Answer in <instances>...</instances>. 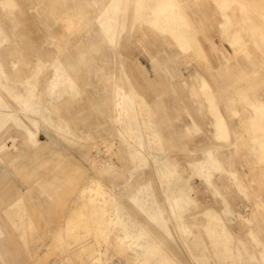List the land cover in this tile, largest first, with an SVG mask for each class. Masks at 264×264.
Wrapping results in <instances>:
<instances>
[{
  "label": "rangeland",
  "instance_id": "1",
  "mask_svg": "<svg viewBox=\"0 0 264 264\" xmlns=\"http://www.w3.org/2000/svg\"><path fill=\"white\" fill-rule=\"evenodd\" d=\"M36 1L39 3L38 5ZM44 1L49 5L45 6L46 2ZM64 1L68 0H35V3H33L34 0H1L0 2L2 4L0 5V61L5 64L4 68L8 76L3 78L6 94H4V90H0V93L13 103L15 100L13 101L9 98L10 96H7L9 95L7 91L15 95L17 91L19 93L26 92L32 86L36 96H40L43 100L41 102L47 104L44 88L46 79L57 64L59 65L58 70L53 72L58 73L62 69L66 70L65 78L71 82L67 90L60 88L53 90V93L66 91L67 94L64 97L48 103L49 109L52 110H50V115L55 117V120L57 118L58 123L65 125L67 123V127L71 128V131L66 129L68 134L62 135L66 140L52 135L50 132L53 131V127L49 123H44L43 120L39 125L37 124L36 129L40 148L39 145L34 144L35 142L26 143L22 139V133L17 129H8L0 134V158L3 160L0 161V210H8L7 215L0 214L2 228L0 230V264H90L89 255L77 254L78 244L75 235H79V232L85 234L84 229L80 226L81 230L78 233L75 231L69 233L64 228V223L72 216V209H84L79 216L82 220H90V212H92L95 217L99 218L93 220H103L108 226L110 224L108 227L110 235L108 234L109 238L107 236V243L97 242L93 244L97 250V252L95 250V253L98 254L97 260L99 261L101 257V264H143L142 260L146 254L144 256L142 254L146 251L144 252L141 247L134 243L135 238L133 237L143 232L142 226L146 228L144 233L146 231L147 233L140 241L148 238L147 240L153 244L147 250L149 253L146 252L147 256L150 254L151 259L148 257L149 261L145 264L155 262L157 252L159 253L157 251L159 241L163 246L162 251L164 250L161 253H166L163 261L165 264H234V262L235 264H264V252L262 253L264 249V159L260 151V148L264 146V118H256L252 113V107L264 106V0H244L245 4H240V0H229V2L237 1L238 3L235 2V4L234 2L229 4L226 0H175L174 6H172L173 4L163 5L164 0H147L149 3L143 0V4H140L143 6L138 7V10L135 8L133 0H126L125 11L121 13V17L123 14L126 16V18L122 17L124 20L122 30H125L122 31L123 34L120 37L113 35L114 38L107 35L104 28L95 21L99 8L106 0H69L67 3ZM218 1H221L219 3L221 8L220 5L218 6ZM42 2L45 7L38 8ZM146 2L147 6H150L146 7ZM151 2L152 4H150ZM170 3H174V1L172 0ZM51 4H56L57 7L53 5L51 8ZM68 5L70 9L67 8ZM151 6L155 8L153 9ZM164 6L166 7L164 8ZM240 7L243 9H241L242 12L239 11ZM54 8H57L56 11ZM157 8L166 14L169 11L170 17L164 19L162 17V19L158 18V22L154 21L150 16L151 12ZM52 9L53 11H51ZM135 9L143 17L141 22V16ZM50 11L54 13V16L56 15V19ZM177 12H180V15L183 14L182 19H178L179 14ZM66 18L70 19L71 22ZM145 18H148L149 21L144 22ZM49 20L54 21V23ZM171 20L173 22H170ZM132 21L135 24H132ZM165 21H169L168 24ZM186 23L188 26H185ZM70 24L71 26H69ZM169 24L175 30L170 29ZM74 25L75 27H73ZM157 25L160 27L158 28ZM168 26L169 28H167ZM69 28L72 32L68 30ZM176 29L185 30L181 31L185 33L186 37L183 49L178 48L180 44L176 38L179 31L177 32ZM261 32L263 35H260ZM235 33L237 34L235 35ZM238 35H241L239 39ZM251 41L253 44L250 43ZM89 43L91 44L90 48ZM254 43L257 45L255 46ZM80 44L81 47L84 46V49L80 47ZM112 46L116 50L112 49ZM85 49L87 51H84ZM78 54H81V57ZM117 59L121 60L120 63L124 59L123 63L120 64ZM11 60L15 62V69L9 68L7 62ZM91 73L93 75H90ZM196 74L199 75L200 79L204 78L208 85L201 84L200 79L197 80ZM109 78L114 79L112 80L113 83ZM11 80L20 81L21 87L9 90V86L12 84ZM126 80L129 83H126ZM116 85H121L125 91H134L137 97L139 96L138 98L135 96L131 102L134 103V107L137 105V111L135 107L136 113L139 110L137 114L140 115L137 116L136 114L134 123L138 124L143 139H145L144 150L142 152L138 150L140 151L139 154L135 153L134 150L135 148L139 149L138 143H135V139H130L134 133L131 130L120 131L117 124L120 122H116L112 118L111 104L113 105L114 101L112 100L113 93H110L109 90L113 91ZM112 86L114 88H111ZM203 87L208 90L206 91ZM201 89L204 91L202 90V92ZM205 91L206 93H204ZM201 94H207L206 96L213 97V99L211 100V98ZM108 98L110 99L108 100ZM213 101L217 104L229 126V132L226 136H220L214 132L215 111L214 108L212 109ZM16 103V101L13 103L15 104L14 108H16L17 114L24 119ZM146 108L148 109L145 110ZM208 109H211L213 113L207 111ZM145 112L147 113L145 114ZM149 114L151 117L153 116L150 117L151 119ZM36 115L39 117V114ZM143 117L144 119L147 118L148 121L144 120ZM140 119L143 122H140ZM124 120L121 122L125 123ZM186 126L190 127L187 130L188 134L185 132ZM156 129H159L158 133L154 132ZM173 131L176 132V136L172 134ZM151 135L155 136L152 137ZM67 139H71V141L69 140V142ZM133 142L135 145L132 144ZM160 143H168L170 146L167 144L166 148L164 146L166 144L162 146ZM208 148L219 158L227 157L229 160V163L219 160L220 169L211 172L210 182L206 181L204 176L196 174L197 171L190 169L187 164V160L199 157L201 150ZM242 150H247L251 154V164L254 168V171L248 173L247 182L243 181L235 172L236 169L232 160ZM125 151L129 156L126 155ZM159 151L160 154L163 151L164 159H167L168 162L169 159L172 161V165L169 162L170 167L174 164L178 172L188 177V184L191 188L189 195L196 202V205H186L182 214L184 220L192 225L191 229L194 234L192 239L189 237V232L187 236L186 233L177 229L179 223L178 210L173 207L172 203L170 205L168 199L169 191L167 190H169L170 185L164 178L162 179L161 175L159 176L158 168H154L158 167L155 164L157 159L155 153H159ZM150 155L152 156L150 157ZM241 158L244 159L246 156L242 155ZM131 160L135 162L132 164ZM189 170L192 171L191 175ZM229 170L234 173H229ZM233 174L234 176H232ZM236 174L238 176H235ZM145 178L147 179L145 180ZM2 179L8 181V186L1 185ZM234 179L238 182L240 180V185ZM98 181H100L101 187ZM169 181L171 185L174 183V180L169 179ZM212 186L216 187L221 195L216 194ZM16 187L22 190L17 193L14 190ZM102 188L105 189L104 191H113L115 193L114 199L123 205L124 212L131 213V215L117 216L114 214L112 208L116 206L117 202L114 203L115 200H111L107 193H96L97 190L102 191ZM135 190H139V193ZM17 194L23 197L17 199L19 203L8 204L15 199ZM221 196L228 200L226 201L228 204L230 203V208H232V213L229 214V217H223V220L230 228L232 240H234L230 248L241 250L240 259H234L235 261L229 260L227 257L228 250L224 249L227 246V241L231 240L230 233H224L221 227L216 238L212 236L213 240L216 239L214 246L213 242L210 241L211 235L207 234L208 231L204 228L207 215L206 208L211 207L219 210L224 205ZM73 197L74 199H72ZM98 198L101 199L99 202ZM236 198L241 202L236 203ZM156 200L160 202L155 204ZM167 201L169 202L167 203ZM99 203L101 207L105 205L104 207L107 206V208L100 212L93 211L99 209ZM156 205H162V216L166 217V223L175 236V242L166 237L167 234L164 230H160L161 227L158 226L160 219L155 217L154 212H150L154 207L157 208ZM170 210H174V212H170ZM169 212L170 214H168ZM173 216L176 220L173 219ZM245 223L248 225L246 226ZM127 227H129L128 230ZM172 227L174 229H171ZM58 228L62 229L59 230ZM113 230H116V233ZM130 233L131 235L128 236ZM94 237V232L90 231L86 240L91 239L93 241ZM123 241H125L124 244ZM120 242L124 246H120ZM51 243L59 248L55 249ZM208 243L211 247L208 246ZM49 244L52 246V251H50ZM127 244L131 247L135 245L136 251ZM45 248H49V251ZM132 251L135 253L133 254ZM152 254L153 256L155 254L156 258ZM261 254L263 255L261 256ZM58 256L62 260L57 258ZM247 256L250 258L248 259ZM253 256L254 258H252ZM167 261L171 263H166Z\"/></svg>",
  "mask_w": 264,
  "mask_h": 264
},
{
  "label": "bare ground",
  "instance_id": "2",
  "mask_svg": "<svg viewBox=\"0 0 264 264\" xmlns=\"http://www.w3.org/2000/svg\"><path fill=\"white\" fill-rule=\"evenodd\" d=\"M10 1H12V0H10ZM24 1H26V0H24ZM30 1V0H29ZM32 1V0H31ZM69 1V0H68ZM68 1H64L65 3H67ZM84 1V0H83ZM100 1V0H99ZM126 0H106L102 5H101V7L99 8V11H98V14L96 15V22L99 24V26H101L102 28H104V31H105V33L107 34V35H111V37L114 35V37L116 36H118V37H120V35L121 34H123L122 33V31H124V30H122L123 28V23H124V20H123V18L122 17H125L126 18V16H123L122 15V17H121V13H122V11H125V7H126V2H125ZM130 1V0H129ZM142 1L143 0H133V4H134V6H135V8L138 10V7H142V6H140V4L142 3ZM147 1V0H146ZM172 1V0H171ZM170 0H164L163 2H164V4L163 5H166V4H173L172 6H174L175 5V0H173L174 1V3H170L171 2ZM215 1V0H214ZM221 1H224V0H221ZM220 1V2H221ZM226 1H228V3L230 4V2L232 1H230L229 2V0H226ZM225 1V2H226ZM0 2H1V0H0ZM2 2H4V1H2ZM6 2H8V1H6ZM37 2V1H36ZM44 2H46V1H44ZM148 2V1H147ZM147 2L145 3L146 4V7H148V6H150V5H148L147 6ZM160 2V1H159ZM217 2V1H216ZM219 1H218V6L220 5L219 3H220ZM234 2V1H233ZM233 2H231V3H233ZM235 2H237V1H235ZM235 2H234V4H235ZM257 2V1H256ZM33 3H35V0H34V2ZM51 3V2H50ZM82 3V2H81ZM84 3V2H83ZM86 4H87V2H85ZM89 3V2H88ZM149 3V2H148ZM227 3V4H228ZM238 3V2H237ZM236 3V4H237ZM245 4V2H244V0H240V4ZM12 4V3H11ZM39 3L37 2V5H38ZM44 3L42 2V5L41 6H38V8L39 7H42V6H44L43 5ZM47 4L49 5V3H47L46 2V4H45V6H47ZM92 4V3H91ZM143 4V3H142ZM150 4H152V2L150 3ZM221 4H223V3H221ZM240 4H237V5H240ZM0 5H2V4H0ZM5 5H6V3H5ZM34 5V4H33ZM54 5V4H53ZM52 4L50 5L51 6V8H52V6H53ZM66 5V4H65ZM70 5V4H69ZM68 5V7L67 8H69L70 6ZM160 5V4H159ZM8 6V5H7ZM7 6H6V8H7ZM44 6V7H45ZM55 7H57L56 6V4L54 5ZM91 6V5H90ZM133 6V7H134ZM158 6V5H157ZM171 6V7H172ZM244 6V5H243ZM5 7V6H4ZM66 7V6H65ZM72 7V6H71ZM74 7V6H73ZM94 7H95V5H94ZM145 7V6H144ZM145 7V8H146ZM152 7V6H151ZM150 7V8H151ZM160 7V6H159ZM166 6H164V8H165ZM169 7H170V5H169ZM239 7V6H238ZM245 7V6H244ZM6 8H3V9H6ZM47 8V7H46ZM48 8H50V7H48ZM47 8V9H48ZM50 8V9H51ZM59 8V7H58ZM76 8H78V7H76ZM76 8H75V10H76ZM153 9L155 8V7H152ZM163 8V9H164ZM172 8H174V7H172ZM220 8H221V5H220ZM224 8V7H223ZM55 9V8H54ZM57 9V8H56ZM56 9L54 10V11H56ZM70 9V8H69ZM135 9V11L137 12V10ZM152 9V10H153ZM171 9V8H170ZM225 9V8H224ZM242 8L240 7V10L239 11H241L242 12V10H241ZM43 10V9H42ZM59 10V9H58ZM79 10V9H78ZM147 10V9H146ZM150 10V9H149ZM151 10V11H152ZM166 10V9H165ZM177 10L179 11V9L177 8ZM176 10V11H177ZM44 11H47V10H44ZM51 11H53V9L51 10ZM51 11H50V13H51ZM87 11V10H86ZM135 11H133L134 13H135ZM143 11V10H142ZM151 11H148V12H151ZM175 11V10H174ZM245 11V10H244ZM4 12V11H3ZM8 12V11H7ZM43 12V11H42ZM48 12H49V10H48ZM47 12V13H48ZM58 12H60V11H58ZM78 12V11H77ZM82 12V11H81ZM84 12V11H83ZM82 12V13H83ZM47 13H45V14H47ZM49 13V16L51 17V19H52V16H51V14H53V16H54V13L52 12L51 14ZM62 13V12H61ZM81 13V14H82ZM87 13V12H86ZM137 13H139V12H137ZM171 13H172V11H171ZM178 13V12H177ZM176 13V14H177ZM60 14V13H59ZM173 14H175V13H173ZM179 14V17H178V19H182L183 18V14L182 15H180L181 13L179 12L178 13ZM242 14V13H241ZM244 14V13H243ZM61 15V14H60ZM64 15V14H63ZM139 15H140V13H139ZM46 16V15H45ZM48 16V15H47ZM68 16V15H67ZM69 16H70V14H69ZM72 16V15H71ZM85 16H87V15H85ZM133 16V15H132ZM141 16V15H140ZM171 16H172V14H171ZM55 17V19L57 18L56 17V15L54 16ZM63 17V16H62ZM73 17V16H72ZM135 17V16H134ZM133 17V18H134ZM147 17H148V15H147ZM154 21H156V22H158V18H160V19H162V17H163V19L165 18V17H167V18H169L170 16H169V11H168V14H166V13H164V12H160V10L157 8V9H155V10H153L152 12H151V16H150ZM173 17V16H172ZM175 17V16H174ZM8 18H10V17H8ZM48 18V17H47ZM46 18V19H47ZM65 18V17H64ZM120 18H122V20L120 21ZM124 18V19H125ZM136 18H137V16H136ZM141 19H140V22H141V20L143 19V17L141 16L140 17ZM55 19H53V20H55ZM67 19V18H66ZM75 19H76V17H75ZM78 19V18H77ZM159 19V20H160ZM174 19V18H173ZM177 19V18H176ZM67 20H69V22H71L70 21V19H67ZM86 20V19H85ZM134 20V19H133ZM136 20V19H135ZM137 20H139V19H137ZM167 20V19H166ZM50 22H52V23H54V21H52V20H49ZM56 21V20H55ZM77 21V20H76ZM146 21H149L148 20V18L146 19L145 18V21L144 22H146ZM153 21V22H154ZM174 21H175V19H174ZM78 22V21H77ZM76 22V23H77ZM92 22H94V21H92ZM133 23L132 24H135L134 23V21H132ZM143 22V21H142ZM151 22V21H150ZM165 22H167V21H165ZM169 22V21H168ZM168 22H167V24H168ZM170 22H173L172 20L170 21ZM185 22V21H184ZM79 23V22H78ZM126 23V22H125ZM152 23V22H151ZM164 23V22H163ZM179 23H181V22H179ZM56 24V23H55ZM101 24V25H100ZM128 24H129V22H128ZM131 24V25H132ZM137 24V23H136ZM143 24V23H142ZM145 24V23H144ZM143 24V25H144ZM153 24V23H152ZM157 24V23H156ZM166 24V25H167ZM172 24H174V23H172ZM177 24V23H176ZM175 24V25H176ZM183 24V23H182ZM4 25V24H3ZM76 25V24H75ZM75 25L73 26V27H75ZM116 25V26H115ZM138 25V24H137ZM170 25V24H169ZM187 25V23L185 24V26ZM69 26H71V24L69 25ZM78 26H80V25H78ZM115 26V27H114ZM132 26H134V25H132ZM131 26V27H132ZM151 26V25H150ZM150 26H148V27H150ZM158 26V25H157ZM160 26H161V24H160ZM160 26H158V28L160 27ZM172 26H174V25H172ZM188 26V25H187ZM76 27H77V25H76ZM117 27V28H116ZM121 27V28H120ZM175 27V26H174ZM176 27H177V25H176ZM183 27H184V25H183ZM133 28V27H132ZM151 28V27H150ZM157 28V29H158ZM167 28H169V26L167 27ZM172 27H171V25H170V29H171ZM1 29H3V28H1ZM72 29V28H71ZM97 29H99V28H97ZM156 29V30H157ZM162 29V28H161ZM173 29V28H172ZM177 29H180V28H177ZM176 29V30H177ZM68 30H70V28L68 29ZM132 30V29H131ZM155 30V29H154ZM167 30H169V29H167ZM173 30H175V29H173ZM184 30V29H183ZM183 30H181V31H183ZM234 30V29H233ZM237 30V28L235 29V31ZM239 30V29H238ZM2 31V30H1ZM71 31V30H70ZM158 31H159V29H158ZM169 31H171V30H169ZM168 31V32H169ZM179 30H177V32H178ZM181 31H179V34L177 33V35H178V37L176 38L177 39V42H178V44H180L179 46H178V48H184V45H185V43H186V37H185V33L184 32H181ZM185 31V30H184ZM235 31H232V32H235ZM72 32V31H71ZM87 32V31H86ZM156 32V31H155ZM162 32H164V31H162ZM166 32V31H165ZM173 32H175V31H173ZM181 32V33H180ZM101 33H102V31H101ZM159 33V32H158ZM161 33V32H160ZM171 33V32H170ZM170 33H169V35H170ZM176 33V32H175ZM175 33H173V35L175 34ZM262 33V32H261ZM69 34V33H68ZM163 34V33H162ZM237 33H235V35H236ZM244 34V33H243ZM4 35V34H3ZM6 35V34H5ZM129 35V34H128ZM167 35V34H166ZM230 35H232V34H230ZM260 35H263V33L262 34H260ZM259 35V36H260ZM1 36V35H0ZM60 36V35H59ZM63 36V35H62ZM89 36V35H88ZM103 36V35H102ZM172 36V35H171ZM175 36V35H174ZM174 36H172V37H174ZM239 36H241V35H238L237 37H238V39H239ZM243 36V35H242ZM264 36V35H263ZM3 37V36H2ZM57 37H58V35H57ZM65 37V36H64ZM92 37V36H91ZM105 37V36H104ZM108 37V36H107ZM114 37H112V38H114ZM170 37V36H169ZM231 37V36H230ZM232 37H233V35H232ZM261 37V36H260ZM59 38H61V36L59 37ZM89 39H90V36L88 37ZM171 38V37H170ZM262 38V37H261ZM7 39V38H6ZM84 39H85V37H84ZM106 39V38H105ZM110 39V38H109ZM108 39V40H109ZM232 39V38H231ZM242 39H244V38H242ZM246 39V38H245ZM173 40H174V38H173ZM172 40V41H173ZM8 41V40H7ZM87 41V40H86ZM90 41V40H89ZM109 41H111V40H109ZM176 41V40H175ZM254 41V40H253ZM256 41V40H255ZM2 42H4L3 40H2ZM85 42V41H84ZM0 43H1V41H0ZM79 43H81V42H79ZM87 43H88V41H87ZM111 43V42H110ZM173 43H175L174 41H173ZM245 43V42H244ZM247 43V42H246ZM250 43H252V41L250 42ZM261 43H263L262 41H261ZM90 44V43H89ZM98 44V43H97ZM106 44V43H105ZM176 45H177V43H175ZM241 44V43H240ZM253 44V43H252ZM255 44V43H254ZM264 44V43H263ZM262 44V45H263ZM79 45V44H78ZM87 45V44H86ZM100 45V44H99ZM112 45V44H111ZM230 45V44H229ZM239 45V44H238ZM257 45V43L255 44V46ZM88 46V45H87ZM90 46H91V44L89 45V48H90ZM80 47H81V44H80ZM84 47V46H83ZM83 47H81V48H83ZM100 47V46H99ZM113 47V46H112ZM111 47V48H112ZM78 48V47H77ZM86 48V47H85ZM233 48V47H232ZM84 49V48H83ZM87 49V48H86ZM84 50V51H87V50ZM112 49H114V47L112 48ZM185 49H186V47H185ZM185 49H184V51H185ZM256 49V48H255ZM114 50H116V49H114ZM78 53V52H77ZM82 53V52H81ZM117 53V52H116ZM113 55H114V51H113ZM78 56H80L81 57V54H78ZM117 57V56H116ZM120 57V56H119ZM111 58H113V57H111ZM123 58V57H122ZM120 59V58H119ZM119 59H117V61L119 60ZM124 60V59H123ZM123 60H122V63H123ZM86 62V61H85ZM99 62V61H98ZM121 62V60H119V63ZM88 63V62H87ZM122 63H120V64H122ZM9 67H10V69H13L14 68V66H15V62L13 61V60H11V61H9ZM111 64H113V63H111ZM121 66V65H120ZM119 66V67H120ZM57 67H59V65L57 64L56 66H55V68H53V70H52V72H51V74H50V77L47 79V81H46V86L44 87L45 88V97H46V102H54V101H56L57 99H59L60 97H64L66 94H67V92L66 91H60L59 93H53L54 91V89H56V88H60V89H64V90H67L69 87H70V85H71V82L69 81V79L68 78H65V73H66V70H64V69H62L61 71H58V73H55V72H57V70H58V68ZM99 67V66H98ZM100 68V67H99ZM99 68H97V69H99ZM113 68V67H112ZM15 69V68H14ZM33 70H35V69H33ZM90 70V69H89ZM101 70V69H100ZM121 70H123V69H121ZM53 71H55V72H53ZM113 71V70H112ZM37 72V71H36ZM102 72V71H101ZM6 73H7V71L5 70V68H4V63H2L1 61H0V90H4L5 91V93L4 94H6V90H5V84H4V80H3V78L4 77H6L7 75H6ZM9 73V72H8ZM53 73H55V74H53ZM13 74V73H12ZM53 74V75H52ZM97 74H98V71H97ZM101 74H103V73H101ZM90 75H93L92 73L90 74ZM197 75V74H196ZM31 76V75H30ZM111 76H112V74H111ZM110 76V77H111ZM8 77V76H7ZM106 77V76H105ZM113 77V76H112ZM98 78V77H97ZM196 78H197V80H198V78L200 79V77H199V75H197L196 76ZM9 79V78H8ZM11 79V78H10ZM14 79V78H13ZM24 79V78H23ZM99 79V78H98ZM98 79H96L97 81H98ZM109 79H111V78H109ZM126 79V78H125ZM25 80H27V79H25ZM32 80H34V79H32ZM102 80H104V79H102ZM107 80H108V77H107ZM112 80H114L113 78L111 79V81ZM170 80V79H169ZM195 80V79H194ZM7 81V80H6ZM12 81V80H11ZM36 82V81H35ZM107 82V81H106ZM199 82L201 83V84H205V85H208L207 83H206V81H205V79H200L199 80ZM12 84L9 86V90H11V88H16V89H18V87H21L20 86V81L19 82H17V81H12L11 82ZM96 83H98V82H96ZM102 83L104 84V82L102 81ZM101 83V84H102ZM112 83H113V81H112ZM115 83V82H114ZM126 83H129L127 80H126ZM22 84V83H21ZM114 85V84H113ZM98 86H100V85H98ZM105 86V85H104ZM111 86V85H110ZM148 86V85H147ZM23 87V86H22ZM109 87V86H108ZM26 88V87H25ZM111 88H114V86H112ZM202 88V87H201ZM204 88V87H203ZM22 89V88H21ZM24 89V88H23ZM28 89V88H27ZM59 89V90H60ZM101 89V88H100ZM108 89V88H107ZM129 89V88H128ZM127 89V90H128ZM131 89V88H130ZM204 89H206V91L208 90L207 88H204ZM34 87H32L31 86V88L29 87V90L28 91H26V92H20L19 93V91H17L16 93H15V95H13V94H11L10 93V91H9V93H8V91H7V94H9V95H7V96H10L9 98L12 100L13 99V101L15 100L17 103H16V105H18V110H20V112L22 113V115H23V117H25V120L28 122V124L26 123V121L24 120V119H22L18 114H17V112H16V108H14L15 106V104H13V103H15V101L13 102V103H11L9 100H7L1 93H0V134L2 133V132H4V131H6V130H8V129H17L19 132H21L22 133V139H24V141L26 142V143H29V142H35L36 141V129H37V126L39 125V123L41 122V120H43L44 121V123L46 122L47 124L49 123V124H51V127H53V132L58 136V137H60L62 140L64 139V135H66V134H68V133H66V129H70V128H68L67 127V125H64V124H61V123H58V120H57V118H56V120L54 119L55 117H52L51 115H50V110L51 109H49L50 107H48V103L47 104H44V103H42L41 101H43V100H41V98H40V96H36V92H34ZM102 90V89H101ZM111 90V89H110ZM109 90V92L111 93H113V97H112V100L114 101V104L112 105L111 104V109H112V111H113V114H112V118L114 119V121H119L120 122V124L119 123H117L118 125H119V129H120V131H123V130H131L132 131V133H134V134H132V135H134L133 137L132 136H130L131 138V140H132V138L133 139H135L134 141H136L135 143H138V147H139V149L138 148H135L134 150H135V153H138L139 154V152L141 151L142 152V150H144V140L145 139H143V136H142V132H141V129L139 128V126H138V124L136 123H134V121H135V117H136V114L137 113H139V110H138V112L136 113V111H137V105L135 106L136 107V111H135V107H134V103H131L132 101H133V99H134V97L136 96L137 97V95H136V93L134 92V91H125L124 90V88L121 86V85H116V87L114 88V92L113 91H110ZM203 89H201V91H202ZM107 91V90H106ZM204 91V90H203ZM202 91V92H203ZM206 91L204 92V93H206ZM12 92H14V91H12ZM109 92H107V93H109ZM100 93H102L101 91H100ZM203 93V94H204ZM210 93V92H209ZM208 93V94H209ZM203 94H201L202 96H206V95H203ZM102 95V94H101ZM210 96H211V93L209 94ZM139 97V96H138ZM137 97V98H138ZM206 97H209V96H206ZM136 98V99H137ZM158 98H159V96H158ZM209 98H211V100L213 99V97H209ZM208 98V99H209ZM110 98H108V100H109ZM107 100V101H108ZM134 101H136V100H134ZM206 101V100H205ZM209 101H210V99H209ZM45 102V103H46ZM109 103H111L110 101H108ZM138 102H139V99H138ZM56 103V102H55ZM54 103V104H55ZM140 103V102H139ZM138 103V104H139ZM210 103V102H209ZM213 103H214V105L212 104V109L214 108V111H215V119H214V132L217 134V135H224V136H226V135H228V127L226 126L227 124L225 123V120H224V118H223V116H222V114L220 113V111H219V109H218V107H217V104L215 103V101H213ZM51 104H53V103H51ZM255 104V103H254ZM149 105V104H148ZM106 106V105H105ZM110 106V105H109ZM214 106V107H213ZM253 106V105H252ZM254 106H256V104L254 105ZM258 106V105H257ZM141 107H142V105H141ZM208 107H209V105H208ZM207 107V108H208ZM250 107V106H249ZM140 108V107H139ZM149 108V107H148ZM148 108H146L145 110H147ZM210 108V107H209ZM253 108V111H252V113L256 116V118H264V106H258L257 108L256 107H252ZM252 108H250V109H252ZM110 109V108H109ZM109 109H108V111H109ZM140 109H142V108H140ZM52 111V110H51ZM149 111V110H148ZM207 111H211V109L209 110H207ZM111 112V111H110ZM109 112V113H110ZM208 112V113H209ZM212 112V111H211ZM147 112H145V114H146ZM150 113V112H149ZM213 113V112H212ZM251 113V114H252ZM36 114H39V117L36 115ZM151 114V113H150ZM150 114H149V118L151 117L150 116ZM153 114V113H152ZM138 115H140V114H137V116ZM254 115H253V117H254ZM55 116H57V115H55ZM58 117V116H57ZM153 117V116H152ZM151 117V118H152ZM252 117V118H253ZM126 118V120H124ZM141 118V117H140ZM150 118V119H151ZM162 118V117H161ZM143 119H144V117H143ZM154 119V118H153ZM259 119V120H260ZM125 121V123L123 122H121V121ZM141 121L140 122H143V120L142 119H140ZM144 120H147V118L146 119H144ZM158 120V119H157ZM156 120V121H157ZM167 120V119H166ZM252 120H254V118L252 119ZM252 120H251V123H252ZM148 121V120H147ZM162 121V120H161ZM163 121H164V119H163ZM169 121V120H168ZM113 122V121H112ZM153 122V121H152ZM158 122V121H157ZM167 122V121H166ZM255 122V121H254ZM261 122V121H260ZM150 123H151V121H150ZM154 123H156L155 121H154ZM159 123V122H158ZM157 123V124H158ZM164 123V122H163ZM168 123V122H167ZM173 123V122H172ZM38 124V125H37ZM46 124V125H47ZM144 124V123H143ZM147 125V124H146ZM149 125V124H148ZM147 125V126H148ZM156 125V124H155ZM154 125V126H155ZM159 125V124H158ZM158 125H157V127H158ZM48 126V125H47ZM154 126H152V127H154ZM160 126H161V124H160ZM164 126V125H163ZM162 126V127H163ZM255 126V125H254ZM151 127V126H150ZM117 128V129H118ZM156 128V127H155ZM47 129V128H46ZM52 129V128H51ZM148 129H150V128H148ZM190 129V127H187L186 126V128H185V132H187V130H189ZM48 130V129H47ZM159 129H156V130H154V132L155 133H158L159 131H158ZM169 130H171V129H169ZM119 131V132H120ZM130 131V132H131ZM145 131H147V130H145ZM152 131H153V129H152ZM153 132V133H154ZM199 132V131H198ZM148 133H149V131H148ZM175 131H173V135H175ZM179 133V132H178ZM190 133V132H189ZM145 134V133H144ZM187 134H188V132H187ZM63 135V136H62ZM145 135H148V134H145ZM169 135H171V134H169ZM190 135H191V133H190ZM194 135V134H193ZM214 135V134H213ZM152 137H154L153 135H151ZM176 136V135H175ZM157 137V136H156ZM188 137H189V135H188ZM219 137V136H218ZM159 138V137H158ZM174 138V137H173ZM177 138V137H176ZM227 138V137H226ZM225 138V139H226ZM128 139V138H127ZM129 139V140H130ZM147 139V138H146ZM152 139V138H151ZM150 139V140H151ZM163 139V138H162ZM182 139V138H181ZM221 139V138H220ZM220 139L218 140V141H220ZM64 140H66V139H64ZM68 141L70 140L71 141V139H67ZM130 140V141H131ZM159 140H161V139H159ZM169 140V139H168ZM174 140V139H173ZM221 140H223V139H221ZM69 141V142H70ZM153 141V140H152ZM167 141V140H166ZM165 141V142H166ZM172 141V140H171ZM177 141V140H176ZM180 141V140H179ZM126 142V141H125ZM146 142H148V141H146ZM150 142V141H149ZM155 142V141H154ZM153 142V143H154ZM163 142V141H162ZM178 142V141H177ZM67 143V142H66ZM158 143V142H157ZM67 144H69V143H67ZM132 144H134V142L132 143ZM162 146H163V144H166V143H160ZM168 144V143H167ZM167 144L166 145H164L165 147L167 146ZM135 145V144H134ZM147 145V144H146ZM157 145V144H156ZM155 145V146H156ZM169 146H170V144H168ZM174 145V144H173ZM132 146V145H131ZM131 146H129V147H131ZM137 146V145H136ZM161 146V147H162ZM169 146H168V148H169ZM182 147V146H181ZM167 148V147H166ZM126 149V148H125ZM133 149V148H132ZM151 149H152V147H151ZM158 149V148H157ZM170 149V148H169ZM127 150V149H126ZM129 150V149H128ZM138 150H140V151H138ZM146 150V149H145ZM130 151V150H129ZM155 151V150H154ZM260 151H261V156H263V159H264V146L262 147V148H260ZM123 152V151H122ZM165 152V151H164ZM125 153H126V151H125ZM133 153V152H132ZM134 154V153H133ZM137 154V155H138ZM156 155V162H155V164H157L158 165V167H154L155 169L156 168H158V170H159V176L161 175V177H162V179L164 178L166 181H167V183L170 185V187H168V189L169 190H167V191H169V196H168V199L170 200V202L169 201H167V203L169 202L170 203V205H171V203L173 204V207L176 209V210H178V213H177V216H178V218H179V223L177 224V229H179L180 231H182L183 233H186L187 234V236L189 235L188 234V232L190 233V235H189V237L191 238L192 237V235H194L193 233H192V225H189L185 220H184V217H183V214H182V210H183V208L186 206V205H188V204H194V205H196V202L191 198V196L189 195V190L191 189L190 187H189V184H188V177H186V176H184V175H182L180 172H178L176 169H175V167H174V164H173V166L172 167H170V165H169V162H170V164H171V160L169 159V162H168V160L167 159H164V155L162 156V154H163V151H162V154H160V151H159V153H155ZM199 154H200V152H199ZM126 155H128L127 153H126ZM134 155H136V154H134ZM141 155V154H140ZM139 155V156H140ZM143 155V157L145 158V156H144V154H142ZM154 155V154H153ZM129 156V155H128ZM152 155H150V157H151ZM131 157H133L132 155H131ZM130 158V157H129ZM130 159H132V158H130ZM133 159H134V157H133ZM136 160V159H135ZM145 160V159H144ZM132 161V164H133V162H135V161H133V160H131ZM139 161H140V159H139ZM114 164V163H113ZM187 164H188V166L190 167V169H192V170H195V171H199V173H197L196 172V174H198V175H202V176H204L205 177V179H206V181H208V182H210V175H211V172L213 171V170H215V169H220V165H219V162L216 160V158H215V156H214V153L208 148V149H202L201 150V155L199 156V157H195V158H190L189 160H187ZM156 165V166H157ZM172 165V164H171ZM134 166V165H133ZM132 168V167H131ZM130 168V169H131ZM189 169V168H188ZM187 169V170H188ZM128 170V172H129V169H127ZM142 170V169H141ZM147 170H148V168H147ZM130 171H134V170H130ZM138 171V170H137ZM190 171V170H189ZM191 172L192 171H190V175H191ZM236 172V171H235ZM130 173V172H129ZM132 173V172H131ZM138 173V172H137ZM185 173V172H184ZM229 173H234L233 171H231V170H229ZM229 173H228V175H229ZM132 174H134V173H132ZM149 174V173H148ZM157 174H158V172H157ZM194 174V173H193ZM144 175H146V174H144ZM186 175V174H185ZM189 175V176H190ZM135 176V175H134ZM134 176H132V177H134ZM150 176V175H149ZM230 176V175H229ZM232 176H234V174L232 175ZM235 176H238L237 174L235 175ZM136 177H137V175H136ZM139 177V176H138ZM151 177V176H150ZM192 177V176H191ZM32 178V177H31ZM236 178V177H235ZM238 178V177H237ZM147 178H145V180H146ZM169 179L171 180V181H173L174 180V183L171 185V183H170V181H169ZM100 180V179H99ZM129 180V179H128ZM127 180V181H128ZM135 180V179H134ZM139 180V179H138ZM154 180V179H153ZM153 180H151V181H153ZM160 180V179H159ZM236 182H238V180H236V179H234ZM95 181V180H94ZM101 181V180H100ZM100 181H98V184H99V186H100ZM150 181V182H151ZM164 181V180H163ZM165 181V182H166ZM190 181V180H189ZM204 181V180H203ZM233 181V180H232ZM126 182V181H125ZM134 182V181H133ZM137 182V181H136ZM135 182V183H136ZM149 182V181H148ZM235 182V185L237 184ZM239 182H240V180H239ZM239 182H238V184H239ZM147 183V182H146ZM207 183V182H206ZM126 184V183H125ZM128 184H130V182L128 181ZM208 184V183H207ZM211 184V183H210ZM102 186H103V184H101ZM124 185V184H123ZM160 185V184H159ZM213 185V184H212ZM240 185V184H239ZM238 185V187H240ZM101 187V186H100ZM138 187H139V185H138ZM138 187H137V189H138ZM160 187V186H159ZM110 188V187H109ZM212 188H213V191L217 194V193H219L218 192V189L216 188V187H214V186H212ZM98 189H99V187H98ZM150 189V188H149ZM152 189H154V188H152ZM157 189V188H156ZM105 189L104 188H102V191H104ZM110 190V189H109ZM142 190V189H141ZM151 190V189H150ZM101 190H97L96 191V193L97 194H102V193H107L108 194V197L111 199V200H113L114 199V197H115V193L113 192V191H104V192H102ZM136 191V190H135ZM143 191V190H142ZM160 191V190H159ZM165 191V190H164ZM166 191V192H167ZM39 192V191H38ZM37 192V193H38ZM137 193H139V190L138 191H136ZM141 192V191H140ZM148 192V191H147ZM151 192V191H150ZM154 192H155V190H154ZM161 192V191H160ZM137 193L135 194L136 195V197H137ZM152 194H153V192H151ZM96 194V195H97ZM107 194H106V196H107ZM151 194V195H152ZM165 194V193H164ZM220 194V193H219ZM134 195V196H135ZM148 195H149V193H148ZM150 195V196H151ZM221 195V194H220ZM72 196V195H71ZM89 196H90V194H89ZM93 196V195H92ZM138 196H139V194H138ZM153 196V195H152ZM165 196V195H164ZM98 197H99V195H98ZM104 197H105V195L103 196V200H104ZM140 197V196H139ZM141 197H143V196H141ZM222 198H223V202H224V205H222L221 207H220V209L218 210H216V209H212L211 207L210 208H206V210H205V212H206V223H205V225H204V228L208 231V233L207 234H210L211 235V237H210V241L211 242H213L212 244L214 245L215 244V242H216V239L215 240H213V237H215L216 238V235H217V232H218V230H220V228L222 227V231L224 232V233H226L227 232V234H229L231 231H230V228H228V226H227V224H226V222H224V220H223V217H229V214H231L232 213V208H230V203L228 204V200L226 201L225 199H224V197L223 196H221ZM100 198V197H99ZM99 198L97 199L98 200V202L101 200H99ZM72 199H74V197L72 198ZM94 199L96 200V198L94 197ZM107 199V198H106ZM109 199V200H110ZM136 199V198H135ZM155 199V198H154ZM102 200V201H103ZM115 200V199H114ZM67 201H68V199H67ZM91 201H93V200H91ZM108 201V200H107ZM163 201V200H162ZM164 201H165V199H164ZM71 202V201H70ZM117 202V200H115L114 201V203H116ZM153 202H154V200H153ZM160 202V201H159ZM157 200L155 201V204L156 203H159ZM223 202H221V203H223ZM111 203V202H110ZM88 204V203H87ZM135 204V203H134ZM93 206H96V205H94V204H92ZM100 207H101V204L99 203L98 204ZM107 205V204H106ZM111 205V204H110ZM116 206H114L113 208H112V206H111V208L113 209L112 211L114 212V214H117V216H124V214H127V215H131V213H128V212H124V210H123V205L122 204H120V203H116L115 204ZM164 205V204H163ZM105 206V205H104ZM104 206H102L101 208L99 207V209H96V210H93V211H104V208H107V206L106 207H104ZM157 206V208H155L154 206V208L152 209V210H150V212L151 213H153L154 215H156L155 217L156 218H158V219H160V223H159V225L158 226H160L161 227V229H160V227H159V229L160 230H164V232H166V237H168V239L169 240H172V241H176L175 239H174V235H173V233H172V231L170 230V228H169V226H168V224L166 223V221H167V219H166V217H164V216H162V213H163V210H162V205L161 206H158V205H156ZM165 206V205H164ZM166 206H168V204H166ZM109 207V206H108ZM110 208V209H111ZM187 209V208H186ZM186 209H185V211H186ZM74 212H78L79 213V216L82 214V211L84 210H74V209H72ZM127 211V210H126ZM143 211V210H142ZM149 211V210H148ZM172 210H170V212H171ZM188 211V210H187ZM86 212V211H85ZM149 212V213H150ZM170 212L168 213V214H170ZM172 212H174V210L172 211ZM145 213V212H144ZM90 214H91V219L89 220H82V218L80 217V221L78 220V222L80 223V226L83 228V229H85V234H80V236L77 238L78 239V242H80L79 244H80V255H81V253H85L87 256L89 255V252L90 253H92L93 252V250H96V247H95V249H94V247H93V244L94 243H100V242H106V240H107V236H108V234H109V229H108V227L110 226V224H109V226H108V224H106V222L105 221H103V220H97V221H95V220H93V218L95 219V218H97V219H99L98 217H95V214L94 213H92V212H90ZM94 215V216H93ZM109 215V214H108ZM152 215V214H151ZM153 216V215H152ZM193 216V215H192ZM105 217V216H104ZM104 217H103V219H104ZM154 217V216H153ZM187 217H189V216H187ZM197 217V216H196ZM198 217H199V215H198ZM203 217V216H202ZM231 217V216H230ZM172 218V217H171ZM121 219V218H120ZM123 219H125V218H123ZM122 219V220H123ZM127 219V218H126ZM152 219H154V218H152ZM173 219H174V216H173ZM194 219V218H193ZM107 220V219H106ZM129 220V219H128ZM174 220H176V219H174ZM124 221V220H123ZM134 221H135V219H134ZM108 222V221H107ZM114 222V221H113ZM122 222V221H121ZM171 222V221H170ZM175 222H177V221H175ZM205 222V221H204ZM232 222H233V220H232ZM69 225L71 226V227H76L77 225H76V221H69ZM125 223V222H124ZM123 223V224H124ZM130 223V222H129ZM137 223V222H136ZM230 223V222H229ZM176 224V223H175ZM246 224V223H245ZM61 225H62V223H61ZM120 225V224H119ZM129 225H131V224H129ZM132 225H134V224H132ZM170 225V224H169ZM248 225V223L246 224V226ZM124 227H126L125 225H123ZM176 226V225H175ZM131 227V226H130ZM139 227V226H138ZM197 227H199L198 225H197ZM57 228V227H56ZM62 228H63V225H62ZM61 228V229H62ZM117 228V227H116ZM128 228L129 227H127V230H128ZM195 228V227H194ZM250 228V227H249ZM59 229V228H58ZM61 229H59V230H61ZM119 229V228H118ZM122 229V228H121ZM136 229V228H135ZM138 229H140V228H138ZM145 230L146 228L144 227V226H142V230ZM171 229H174L173 227L171 228ZM176 229V228H175ZM78 230V229H77ZM126 230V229H125ZM124 230V231H125ZM130 230V229H129ZM141 230V229H140ZM144 230H143V232L142 233H138L137 234V232H136V234L137 235H135V233H134V235L135 236H133L134 238H135V240H134V243L136 244V245H138L139 247H141L142 248V250H144V252L146 251L147 252V250H149L150 248L149 247H151L153 244H151V241L149 242V240H143V241H140L143 237H145V235H146V233H147V231L144 233ZM206 230H204V231H206ZM57 231V230H56ZM80 230H78V232H79ZM90 231H93L94 232V240L93 241H91V239L90 240H86L87 239V234L88 233H90ZM116 231V230H115ZM114 230H113V232H115ZM136 231V230H135ZM251 231V230H250ZM77 232V233H78ZM83 232H84V230H83ZM123 232V231H122ZM174 232V231H173ZM179 232V231H178ZM221 232V231H220ZM219 232V233H220ZM61 233V232H60ZM116 233V232H115ZM126 233H127V231H126ZM233 233V232H232ZM250 233V232H249ZM20 234V233H19ZM53 234V233H52ZM79 234V233H78ZM119 234H120V232H119ZM176 234V233H175ZM221 234V233H220ZM251 234V233H250ZM48 235V234H47ZM55 235V234H54ZM53 235V236H54ZM110 235V234H109ZM115 236L117 235V234H114ZM131 235V233L128 235V236H130ZM209 235V236H210ZM230 238H231V240L229 239L228 241H227V246H225L224 247V249L226 248L227 250H228V258H229V260L231 261V260H234V259H240V257H241V250H239V248H236V250H232L230 247H232V241H234V240H232V234L230 233ZM237 235V234H236ZM76 236V235H75ZM119 236V235H118ZM117 236V237H118ZM122 236V235H121ZM149 236H150V234H149ZM184 236V235H183ZM206 236H208V235H206ZM213 236V237H212ZM221 236H223V235H221ZM227 236V235H226ZM249 236V235H248ZM252 237H253V235H251ZM52 237V236H51ZM69 237V236H68ZM117 237H115V238H117ZM220 237V236H219ZM225 237V236H224ZM252 237H250V239H252ZM62 238V237H61ZM64 238V237H63ZM108 238H109V236H108ZM180 238V237H179ZM121 239V238H120ZM123 239V238H122ZM153 239V238H152ZM151 239V240H152ZM186 239V238H185ZM192 239V238H191ZM190 239V240H191ZM207 239V238H206ZM254 239V238H253ZM257 239V238H256ZM80 240V241H79ZM119 240V239H118ZM117 240V241H118ZM129 240V239H128ZM179 240V239H178ZM184 240V239H183ZM187 240V239H186ZM198 240V239H197ZM220 240V239H219ZM221 240H223V239H221ZM114 241V240H113ZM132 241H133V239H132ZM185 241V240H184ZM193 241V240H192ZM195 241V240H194ZM201 241V240H200ZM254 241V243H255V240H253ZM130 242V241H129ZM154 242H156L155 240H154ZM179 242V241H178ZM191 242V241H190ZM210 242V243H211ZM224 242V241H223ZM226 242V241H225ZM262 242V241H261ZM107 243V242H106ZM106 243H104L105 245H106ZM115 243V242H114ZM123 244L125 243V241H123L122 242ZM158 243V242H157ZM51 244H53V243H51ZM131 244V243H130ZM188 244H189V240H188ZM202 244V243H201ZM219 244H220V242H219ZM50 245V244H49ZM103 245V244H102ZM104 245V246H105ZM122 244H121V242H120V246H121ZM217 245V244H216ZM53 246H54V244H53ZM56 246V245H55ZM122 246H124V245H122ZM127 246H129L130 248H132L130 245H128L127 244ZM157 246L159 247L158 249H157V251H159V253L157 252V258L155 257V254H154V256H153V254H152V256L153 257H155L156 258V260H155V262L154 263H159V264H165L163 261H164V255L166 254H163V253H161V252H163L162 251V249H163V246H162V243L159 241V244H157ZM181 246V245H180ZM208 246H209V243H208ZM215 246V245H214ZM219 246V245H218ZM51 245H50V251H52L51 250ZM209 247H211V245L209 246ZM242 247V246H241ZM57 248H59V247H57ZM56 248V249H57ZM71 248H73V247H71ZM123 248V247H122ZM134 249H135V245H134V247H133ZM140 248V249H141ZM155 248V247H154ZM188 248V247H187ZM259 248V247H258ZM43 249V248H42ZM41 249V250H42ZM46 249V248H45ZM49 249V248H48ZM48 249H46V250H48ZM69 249V248H68ZM98 249V248H97ZM125 249V248H124ZM133 249V250H134ZM203 249H204V247H203ZM224 249H222V250H224ZM234 249V248H233ZM244 249V248H243ZM257 249V248H256ZM70 250V249H69ZM138 250V249H137ZM155 250H156V248H155ZM154 250V251H155ZM183 250V249H182ZM205 250V249H204ZM216 250V249H215ZM245 250V249H244ZM243 250V251H244ZM49 251V250H48ZM101 251H102V248H101ZM122 251V250H121ZM134 251H136V249L134 250ZM166 251V250H165ZM212 251V250H211ZM74 252V251H73ZM95 252V251H94ZM96 252H97V250H96ZM105 253H106V250L104 251ZM133 252V251H132ZM138 252V251H137ZM140 252H141V250H140ZM140 252H138V253H140ZM143 253L142 255L144 256L145 254V256H144V258H143V260H142V263L143 264H145V263H147L148 261H149V258L151 259V257H150V254H148V256H147V253H149V252H147V253ZM151 252V251H150ZM200 252V251H199ZM202 252V251H201ZM205 252V251H204ZM216 252V251H215ZM219 252V251H218ZM217 252V253H218ZM221 252V251H220ZM264 252V249L262 250V253ZM69 253V252H68ZM125 253V252H124ZM135 252H133V254H134ZM138 253H136V254H138ZM142 253V252H141ZM140 253V254H141ZM155 253V252H154ZM212 253V252H211ZM216 253V254H217ZM224 253V252H223ZM247 253V252H246ZM249 253V252H248ZM99 254H100V251H99ZM126 254H130V253H126ZM186 254V253H185ZM213 255H214V253H212ZM252 254V253H251ZM254 254V253H253ZM49 255V254H48ZM93 255H95L94 257H93ZM93 255L92 256H90L89 255V257H92V258H94V260H92V263H90V264H101V257L99 258V261L97 260V256H98V254H94L93 253ZM106 255V254H105ZM125 255V254H124ZM132 255V254H131ZM205 255H207L206 254V252H205ZM218 255V254H217ZM220 255V254H219ZM225 255V254H224ZM263 254H261V256H262ZM65 256V255H64ZM127 256V255H126ZM136 256V255H135ZM161 256V257H160ZM221 256H223V255H221ZM55 257H56V255H55ZM63 257V256H62ZM133 257V256H132ZM137 257V256H136ZM142 257V256H141ZM149 257V258H148ZM152 257V258H153ZM206 257V256H205ZM225 257H226V255H225ZM224 257V258H225ZM248 257V256H247ZM41 258V257H40ZM57 258H59V256L57 257ZM61 258V257H60ZM59 258V259H60ZM91 258V259H92ZM106 258V257H105ZM127 258V257H126ZM148 258V260H146ZM207 258H208V255H207ZM218 258V257H217ZM221 258H223V257H221ZM250 257H248V259H249ZM252 258H254V256L252 257ZM131 260H132V258H130ZM129 259V260H130ZM165 259H167V258H165ZM168 259H169V257H168ZM172 259V258H171ZM227 259V258H226ZM256 259V258H255ZM264 259V258H263ZM61 260H62V258H61ZM89 260V259H88ZM103 260V259H102ZM107 260V259H106ZM111 260V259H110ZM210 260V259H209ZM217 260H219V259H217ZM225 260V259H224ZM243 260V259H242ZM259 260V259H258ZM55 261V260H54ZM94 261V262H93ZM97 261H98V263H97ZM138 261V260H137ZM151 261V260H150ZM171 261V260H170ZM173 261V260H172ZM175 261V260H174ZM173 261V262H174ZM211 261V260H210ZM235 261V260H234ZM58 261H56V263H57ZM91 262V261H90ZM128 262V261H127ZM153 262V261H152ZM197 262V261H196ZM226 262V261H225ZM45 263V262H44ZM59 263V262H58ZM77 263V262H76ZM119 263V262H118ZM154 263H151L150 262V264H154ZM166 263H171V262H166ZM177 263V262H176ZM36 264H38V263H36ZM60 264V263H59ZM62 264V263H61ZM107 264V263H106ZM114 264H117V263H114ZM172 264V263H171ZM229 264V263H228ZM232 264V263H231ZM234 264H235V262H234Z\"/></svg>",
  "mask_w": 264,
  "mask_h": 264
},
{
  "label": "crops",
  "instance_id": "3",
  "mask_svg": "<svg viewBox=\"0 0 264 264\" xmlns=\"http://www.w3.org/2000/svg\"><path fill=\"white\" fill-rule=\"evenodd\" d=\"M245 1H248V0H245ZM7 63H9V62H7ZM5 65V64H4ZM10 68V67H9ZM50 76V75H49ZM49 76H48V78H49ZM47 78V79H48ZM47 79H46V81H47ZM204 79V78H203ZM206 81V80H205ZM206 83H207V81H206ZM208 84V83H207ZM218 107V106H217ZM220 111V110H219ZM221 113V112H220ZM222 114V113H221ZM222 116H223V114H222ZM223 118H224V120H225V123L227 124V122H226V119H225V117L223 116ZM24 120H25V117H24ZM26 121V120H25ZM26 123H27V121H26ZM28 124V123H27ZM65 125V124H64ZM66 125H67V123H66ZM228 128V132H229V126H228V124L226 125ZM70 131H71V128H70ZM52 135H54V136H56V137H58L53 131H51L50 132ZM34 144H36V145H39L40 144V142H39V138L36 136V141H35V143ZM39 148H40V145H39ZM215 154V153H214ZM224 154H227V153H224ZM242 155H244V156H246V158H241V156ZM215 156V158H216V160L219 162V160L220 161H224V163H229V160L227 159V157H224V159H222V158H219L218 156H216V154L214 155ZM222 159V160H221ZM232 160H233V164H234V166H235V171L239 174V176H240V178L243 180V181H245V182H247V175H249L248 173H250V172H252V171H254V168H253V166H252V164H251V161H252V156H251V154H249V152L247 151V150H242L241 151V153H239L238 154V156L237 157H235V158H232ZM0 161H3L1 158H0ZM235 162V163H234ZM2 181V186H8V181H6V180H4V179H2L1 180ZM41 182V181H40ZM14 190L15 191H17V193L19 192V191H21L18 187H16V188H14ZM18 198H20V199H22L23 197H20L18 194H17V196L15 197V199L13 200V201H11V202H8V204L9 203H16V202H18L19 203V200H17ZM236 200V203H239V202H241V200H239V199H235ZM0 214H2V215H7L8 214V210H0ZM71 214H72V216L64 223V228H65V230L66 231H68L69 233L70 232H72V231H75V233L76 232H78V230H81L80 229V223L78 222V220L80 219V217H79V213L78 212H73V211H71ZM94 219V218H93ZM69 221H76V227H71L69 224ZM2 228H1V225H0V230H1ZM78 229V230H77ZM84 231H85V229H84ZM80 233L81 232H79V235H77V236H75V239L77 240L76 241V243L78 244V251H77V254H80V242H78V237L80 236ZM80 241V240H79ZM58 246L56 245V246H54V248L56 249ZM93 247H94V249H95V246L93 245ZM95 250H93V252L92 253H90L89 252V255L90 256H92L93 255V253L95 254V252H94ZM85 254V253H84ZM86 255V254H85ZM95 255H93V257H94ZM92 257H88V261L90 262V263H92V260H94V258H92ZM94 262V261H93Z\"/></svg>",
  "mask_w": 264,
  "mask_h": 264
}]
</instances>
